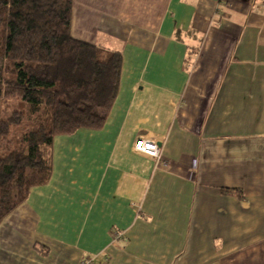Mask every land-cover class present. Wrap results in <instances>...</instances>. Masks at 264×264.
Listing matches in <instances>:
<instances>
[{"label":"crops","instance_id":"1","mask_svg":"<svg viewBox=\"0 0 264 264\" xmlns=\"http://www.w3.org/2000/svg\"><path fill=\"white\" fill-rule=\"evenodd\" d=\"M75 9V38L122 54L119 94L103 129L54 139L50 181L0 225V264H264V0Z\"/></svg>","mask_w":264,"mask_h":264},{"label":"trees","instance_id":"2","mask_svg":"<svg viewBox=\"0 0 264 264\" xmlns=\"http://www.w3.org/2000/svg\"><path fill=\"white\" fill-rule=\"evenodd\" d=\"M74 3L0 0V225L50 181L54 139L103 129L119 94L122 54L74 37Z\"/></svg>","mask_w":264,"mask_h":264},{"label":"built area","instance_id":"3","mask_svg":"<svg viewBox=\"0 0 264 264\" xmlns=\"http://www.w3.org/2000/svg\"><path fill=\"white\" fill-rule=\"evenodd\" d=\"M134 150L140 155L152 158L159 166L162 165L164 167H168V162L162 156L161 149L156 141L139 138L135 142ZM82 264H92V261H83Z\"/></svg>","mask_w":264,"mask_h":264},{"label":"rangeland","instance_id":"4","mask_svg":"<svg viewBox=\"0 0 264 264\" xmlns=\"http://www.w3.org/2000/svg\"><path fill=\"white\" fill-rule=\"evenodd\" d=\"M139 1V0H138ZM146 2H148V4L152 1L153 2V7H154V10H148V12H145V11H139L137 14L140 16V15H143V14H153L154 16V20L160 16V14L162 13V11L160 10L161 6H162V0H140V2L142 4H144ZM74 14L76 15V9H75V3H74ZM147 15V14H146ZM2 148L5 150L7 148H9V139L8 140H4L2 142ZM86 261V260H85Z\"/></svg>","mask_w":264,"mask_h":264}]
</instances>
